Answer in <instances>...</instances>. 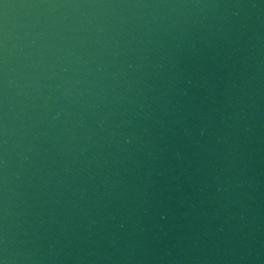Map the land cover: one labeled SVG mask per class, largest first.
I'll list each match as a JSON object with an SVG mask.
<instances>
[{
	"label": "water",
	"instance_id": "water-1",
	"mask_svg": "<svg viewBox=\"0 0 264 264\" xmlns=\"http://www.w3.org/2000/svg\"><path fill=\"white\" fill-rule=\"evenodd\" d=\"M0 264H264V0H0Z\"/></svg>",
	"mask_w": 264,
	"mask_h": 264
}]
</instances>
